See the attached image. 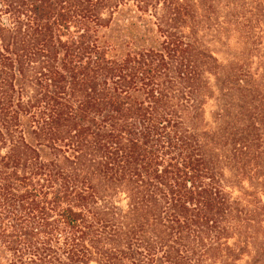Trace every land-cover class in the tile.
<instances>
[{
	"label": "trees",
	"instance_id": "trees-1",
	"mask_svg": "<svg viewBox=\"0 0 264 264\" xmlns=\"http://www.w3.org/2000/svg\"><path fill=\"white\" fill-rule=\"evenodd\" d=\"M197 10L0 0V264H217L233 250L224 134L204 107L227 64ZM116 15L146 37L105 32Z\"/></svg>",
	"mask_w": 264,
	"mask_h": 264
},
{
	"label": "rangeland",
	"instance_id": "rangeland-1",
	"mask_svg": "<svg viewBox=\"0 0 264 264\" xmlns=\"http://www.w3.org/2000/svg\"><path fill=\"white\" fill-rule=\"evenodd\" d=\"M195 1L198 10L192 23H204L206 44L227 64L224 84L210 76L211 93L204 106L213 136L224 134L226 184L235 199L236 229L228 239L233 250H225L217 264H264V0ZM115 17L111 31L110 26L104 28L108 34L123 40L146 35L143 20L133 17L137 26L128 27L125 15ZM240 129H248V136L237 145L242 153L237 156L233 140ZM5 144L0 142L1 153ZM107 194L127 209L123 189H109Z\"/></svg>",
	"mask_w": 264,
	"mask_h": 264
}]
</instances>
